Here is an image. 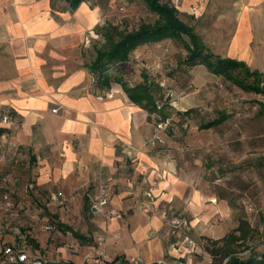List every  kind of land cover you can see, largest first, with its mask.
<instances>
[{"label":"crops","instance_id":"0c3cea01","mask_svg":"<svg viewBox=\"0 0 264 264\" xmlns=\"http://www.w3.org/2000/svg\"><path fill=\"white\" fill-rule=\"evenodd\" d=\"M106 1L0 0V113L8 109L20 120L17 131L9 129L8 139V129L0 126V189L28 210V194L36 206L49 208L77 199L79 207L85 199L89 205L104 184L110 205L119 212L116 218L94 222L104 238L120 237L109 258L116 262L122 256H139L150 264L157 262L162 241L147 237L161 228L166 213L187 217L194 225L203 214L214 220L218 213H236L246 202L255 207L259 188L258 196L246 194L243 172L246 166L256 171L252 182L260 185L262 136L258 132L246 138L228 110L223 121L207 129H198L186 114L190 107L153 118L154 113L133 102L114 76L148 46L105 69L110 79L93 74L98 49L107 45L102 27L116 25L102 16ZM163 1L177 8L184 23L193 16L194 23L186 24L199 36L195 23L204 15L235 23L230 37L256 40L258 53L264 55V0ZM181 12L189 15L183 18ZM188 78L202 88L216 77L195 65ZM176 99L170 94V100ZM245 146L253 151L247 158ZM201 182L204 186L198 187ZM200 197L206 200L203 214ZM46 222L56 229L51 219ZM80 242L76 238L60 247L62 263L80 264L67 257V249L74 254L85 251L83 257L92 254L94 247ZM31 254L43 257L37 251Z\"/></svg>","mask_w":264,"mask_h":264},{"label":"rangeland","instance_id":"374dc122","mask_svg":"<svg viewBox=\"0 0 264 264\" xmlns=\"http://www.w3.org/2000/svg\"><path fill=\"white\" fill-rule=\"evenodd\" d=\"M119 1L107 0L102 13L104 19H107L105 21H108V23L111 21L115 22L118 31L130 32L142 24H153L156 22V15L149 10L143 0H128L130 4L126 10L118 9ZM174 4H178V2L174 1ZM185 14L189 15L188 12H181L183 18H185ZM185 20L186 23H194L195 21L191 15L186 17ZM195 25L199 28V34L203 42L213 52L222 56L244 60L250 67L264 72V55H262V52L258 53L256 40L230 37L236 29L235 23H222L218 19L215 21L212 15H204ZM104 27H102V30ZM103 42L104 39L101 38V43ZM147 46L149 48L142 51L144 54H134L133 56H136L132 58V61L128 62L127 66L122 67V69H117L119 73L114 76H116V80L121 83L129 95L138 99L142 97L145 100V98H148L149 92L153 93L154 97L151 95L153 99H149L146 103L145 101L139 102V105L141 104L150 113H154L152 114L153 118L156 117V114L163 111L171 112L180 108V106H183V109L190 107L187 110L189 112L186 114H189L188 116H191L192 121L198 126L202 122L209 120L212 116L220 115L219 112H226L228 110L230 116H234L233 123L238 122L239 126L243 128L246 138H252L258 132L262 136L260 185L258 186L256 183L253 185L252 182L254 177L256 179V171L246 166L243 172L245 176L244 180H248L246 189H244L245 193H254L255 196H258V190L256 189L259 188V202L254 204L255 207L253 208L251 204L246 202L242 204V208L238 209L236 213L230 215L218 213V218L214 220L204 219L203 213H205L206 207L203 205V202H206V200L200 197L199 202L203 205L202 219H199L194 225L191 223L188 227L177 229L169 226V221L172 218L189 219L174 214L172 211V214L166 213L162 218L161 228L152 232L147 237L148 241L155 237H159L162 241L161 254L156 261L162 264H223V259L218 256L212 257L206 251V238L218 239L223 237L238 225L241 218L247 219L256 231L254 234L249 235L244 245H234V248L237 250L236 254L240 257H246L250 250L263 251L264 117L257 114L259 107L253 100H262L264 102V95H252L251 93L238 91L237 88L229 89L217 78H214V81L208 87H196L186 77L187 72L184 71V67L177 65V62L181 61L185 55L183 43L172 38H165L163 42L143 45L138 48H147ZM126 69L128 70L127 74L129 78L124 75L126 74ZM146 78L147 81L153 80L151 81L153 87L154 82H162L161 90L155 92V88L144 89V80ZM170 94L175 95L179 99L174 100L175 102L170 100ZM202 100L205 103L201 104ZM236 112H239V116L235 115ZM244 151L246 158L253 152L247 146L244 147ZM255 153H257L256 150ZM204 184V182L198 183V187H203ZM0 190H2L0 192V249L6 243L15 244L17 242L15 230H20L18 233L28 245L29 252L37 251L47 261L58 259L59 262L58 260L57 262H53L56 264H65L61 262L64 258L62 257L63 250L60 247L68 245V242L76 238L84 242H80L82 245L93 246L94 248L90 250L93 255L101 250L105 254H109L110 249L115 248L120 243L118 234L113 235L110 240L103 234L105 238L102 236L104 238L102 243L99 244L97 242L102 233L98 232L94 222L95 220L98 222V219L107 221L108 217L103 213H97L99 215H96V212L92 213L90 201L88 205L86 199L82 201V205L79 207L76 205L78 204L76 202L77 199H74L62 204L56 203L48 208L43 204L36 206L33 202L34 199L28 194L27 203L24 200L28 205V210H24L16 206L19 200L12 199L7 193L11 203L8 206L4 199L6 189ZM30 203H33V206ZM119 215L121 218L125 216L121 213ZM45 218L51 219L56 225V229L53 232L43 229ZM64 226H68L70 230ZM57 230L61 235H58ZM73 232L80 234L82 237L75 236ZM59 251L61 254H59ZM80 252L74 254L70 252V249H67V257H73L77 263H81L84 261L82 257L85 251L82 250ZM86 264L92 263L87 262Z\"/></svg>","mask_w":264,"mask_h":264},{"label":"trees","instance_id":"16d2710c","mask_svg":"<svg viewBox=\"0 0 264 264\" xmlns=\"http://www.w3.org/2000/svg\"><path fill=\"white\" fill-rule=\"evenodd\" d=\"M72 3H78L85 0H70ZM149 10L154 13L157 20L153 24H142L137 29L130 32H120L115 25L108 24L101 32L106 38L107 45L98 49V57L91 64V72L99 75L105 80L110 79L105 69L114 64L124 63L129 60L133 50L143 45H150L159 42L165 38H172L180 41L184 45L185 55L179 60L177 65L183 66L187 72L195 65H203L209 73L229 89L237 88L238 91L251 93L252 95H264V72L252 69L246 62L236 58L222 56L213 52L196 33L194 28L182 21L178 15V10L171 3L163 0H143ZM118 36V37H117ZM117 37V39H116ZM153 80H144V89L155 88V92L161 90V82ZM128 90V89H127ZM153 93L149 92L148 98L140 99L129 95L133 102H148L153 99ZM145 97V96H144ZM154 97V96H153ZM258 104L257 114L264 117V102L262 100H253ZM189 111H186L188 113ZM220 115L214 116L197 126L198 129H207L217 125L227 114L219 112ZM3 129H1L2 131ZM70 230L68 226H64ZM255 229L247 219L241 218L236 227L218 239L206 238L205 249L212 257H220L224 260L223 264H264V250H250L248 256L240 257L236 253L234 245H244L245 241L255 233ZM75 236L82 237L73 232ZM7 244V243H6ZM251 249V247H249ZM47 264H52L49 262ZM54 264V263H53ZM86 264V263H80ZM150 264H162L158 262Z\"/></svg>","mask_w":264,"mask_h":264},{"label":"built area","instance_id":"2783aa9c","mask_svg":"<svg viewBox=\"0 0 264 264\" xmlns=\"http://www.w3.org/2000/svg\"><path fill=\"white\" fill-rule=\"evenodd\" d=\"M128 0H120L118 4L119 10H126L128 6ZM55 111V109H53ZM0 126H3L8 129V132L5 133L4 138L8 139L10 137V131H17L20 127V120L15 116V114L6 109L0 113ZM10 129V131H9ZM9 146L16 148L14 142H6ZM2 144L0 143V148ZM4 199L8 206L11 205L8 194H4ZM90 209L92 212L103 213L105 216L114 217L118 215V210L115 207L110 205L108 200V191L107 187L103 184L100 185L95 193L92 194L90 199ZM190 225L189 220L181 218H172L169 221V226L173 229L185 228ZM44 230L54 231L55 226L51 222H46L43 226ZM15 235L17 242L15 244H4L0 249V264H47L48 261L40 255L31 254L29 252L28 245L26 244L23 237L18 233L20 230H15ZM25 236V235H24ZM104 238L101 236L98 240L99 243H102ZM70 248L76 251V246L74 244L70 245ZM84 261L82 263L90 262L92 264H144L142 258L139 256H122L117 258L116 262H112L108 254H105L103 250L98 251L96 254H87L83 257ZM161 263V262H158Z\"/></svg>","mask_w":264,"mask_h":264}]
</instances>
